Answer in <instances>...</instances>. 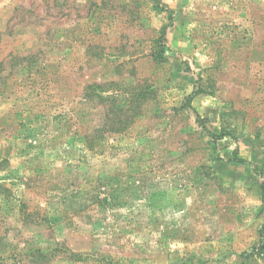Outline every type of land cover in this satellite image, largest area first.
<instances>
[{
  "label": "rangeland",
  "instance_id": "obj_1",
  "mask_svg": "<svg viewBox=\"0 0 264 264\" xmlns=\"http://www.w3.org/2000/svg\"><path fill=\"white\" fill-rule=\"evenodd\" d=\"M92 84L152 95L104 132ZM263 245L264 0H0V264H264Z\"/></svg>",
  "mask_w": 264,
  "mask_h": 264
},
{
  "label": "trees",
  "instance_id": "obj_2",
  "mask_svg": "<svg viewBox=\"0 0 264 264\" xmlns=\"http://www.w3.org/2000/svg\"><path fill=\"white\" fill-rule=\"evenodd\" d=\"M103 87L100 84H92L90 86H87V98L90 102H97V105L110 102V111L114 114V117L117 114L116 117L119 118L118 129L114 130V128L111 127L112 131H107V127H105L104 132L126 131L134 123L135 117L142 113L145 99H148V97L152 95V92L141 91L136 95L124 93L120 96V94H118V91H115L112 87H109L106 92L102 91ZM102 93H106L107 95H103ZM117 99L121 100L120 104H117ZM100 137L102 138V129L101 127H96L91 132H88L85 137L82 138V140L84 141L87 149L94 151L99 149L100 147ZM5 191H7V189ZM33 214L37 215L36 213ZM29 216H31V214ZM42 220L43 219H40V221ZM260 249L262 251V249H264V245Z\"/></svg>",
  "mask_w": 264,
  "mask_h": 264
}]
</instances>
